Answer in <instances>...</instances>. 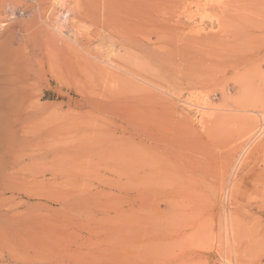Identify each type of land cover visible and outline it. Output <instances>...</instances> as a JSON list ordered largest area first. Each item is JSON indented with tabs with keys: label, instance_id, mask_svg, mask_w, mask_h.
Wrapping results in <instances>:
<instances>
[{
	"label": "rangeland",
	"instance_id": "374dc122",
	"mask_svg": "<svg viewBox=\"0 0 264 264\" xmlns=\"http://www.w3.org/2000/svg\"><path fill=\"white\" fill-rule=\"evenodd\" d=\"M149 3L115 87L75 0H0V264H264V0Z\"/></svg>",
	"mask_w": 264,
	"mask_h": 264
},
{
	"label": "bare ground",
	"instance_id": "6f19581e",
	"mask_svg": "<svg viewBox=\"0 0 264 264\" xmlns=\"http://www.w3.org/2000/svg\"><path fill=\"white\" fill-rule=\"evenodd\" d=\"M75 1L77 2V7H78V9H76L78 11H75V13L77 12L76 14H77V17L79 18L78 21H80L82 23L86 22L87 24H89V27L91 28L90 30L93 31V35L89 33L90 35H88L87 42H83L84 39L81 40V38L75 39V42H74L75 47L74 48H71L68 45H66L65 48H67L71 52L75 51L78 54H81V52H83V53L89 55L93 60H95L101 64H105L106 68H109L108 69L109 73H110L109 79L113 80V82H111V83L115 87L120 86L121 77L120 76H119L120 78L116 77V74H115L116 78L113 77L114 71L130 72L128 69H130V70L136 69L137 71H135V72L140 71V73H142V72L144 73V71H145L144 70V63L139 62V61L144 59L143 54H145L144 47L146 44L145 43L146 42V37H145L146 35H144L141 32V28H140V26H142V24H145V21L143 20V16H145V15L142 16V11H143L142 6L144 4H146V2L147 3L152 2V0H75ZM141 1L143 2V4H140ZM222 9L225 10L224 12H222V15L224 14V17H226L230 14L226 10V8H222ZM45 12H46V10H45ZM144 12H143V14H144ZM225 20H226L225 18H223V19L221 18L220 20H217L218 27L222 28L223 25L228 21V19H227V21H225ZM229 22L230 21H228V23ZM45 25H47V24H45ZM47 30H48V27H47ZM160 38L161 37L159 36V34H154L153 37L152 36L150 37V39L156 43H159ZM150 39L147 42L150 43ZM94 42H97V43H99L100 46L106 48L105 50H107V52L105 53V55H103L104 58H106V60H105L106 62H104L102 60V56H99L98 54L93 55V54H90V52H88L87 46L89 47V45H91ZM105 50H104V52H105ZM3 53L1 54V52H0V63H2L3 59H5V60L8 59L7 56L5 57V50ZM113 53H116V55H112ZM109 56H110V58H109ZM238 61H240V59ZM152 65H153V63H152ZM149 69L151 70V68H149ZM135 75H137V74H135ZM111 76H112V78H111ZM137 76H139V75H137ZM110 80H109V82H110ZM1 154H2V152H1ZM143 167L145 168V166H143ZM134 168H136V167H134ZM148 168H150V167H148ZM136 171L137 170L135 169V172ZM138 171H139V169H138ZM140 171H141V169H140ZM146 171L149 172L150 170H146ZM130 172H131V174H133L132 173L133 170L129 171V173ZM139 172H138V174H139ZM141 173L144 175L143 172H141ZM142 174H140V175H142ZM135 177H136V175H135ZM135 177L133 176V178H135ZM138 178L140 179V177H138ZM140 180L143 181L142 178ZM147 182L145 183V181H144V182H139V183H140V186L142 188H144L148 184ZM132 185H133V183H132ZM134 185H135V183H134ZM231 231L232 232L234 231L233 227H231Z\"/></svg>",
	"mask_w": 264,
	"mask_h": 264
}]
</instances>
